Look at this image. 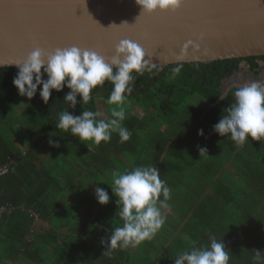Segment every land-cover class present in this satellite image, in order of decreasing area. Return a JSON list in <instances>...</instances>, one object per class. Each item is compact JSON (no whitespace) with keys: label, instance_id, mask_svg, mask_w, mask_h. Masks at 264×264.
<instances>
[{"label":"trees","instance_id":"1","mask_svg":"<svg viewBox=\"0 0 264 264\" xmlns=\"http://www.w3.org/2000/svg\"><path fill=\"white\" fill-rule=\"evenodd\" d=\"M175 66L137 76L123 121L130 140L114 133L99 146L56 124L65 110L108 120L110 83L67 109L69 89L53 90L45 104L38 87L29 101L13 86L18 69L0 68V264H174L212 236L230 251L229 264H254L253 252L264 251V142L237 147L213 126L234 102L236 88L223 96L221 86L241 71L258 76L264 56L183 64L170 79ZM137 166H156L169 187L166 223L152 240L106 255L101 240L122 226L112 174Z\"/></svg>","mask_w":264,"mask_h":264},{"label":"clouds","instance_id":"2","mask_svg":"<svg viewBox=\"0 0 264 264\" xmlns=\"http://www.w3.org/2000/svg\"><path fill=\"white\" fill-rule=\"evenodd\" d=\"M140 8V14L154 12H175L185 0H134ZM191 43V42H190ZM187 47V45L185 46ZM194 50L199 44L193 45ZM146 53L136 42L123 40L117 44L110 57L97 52L80 49L76 46L56 48L44 52L39 47L31 51L22 61H14L18 69L13 86L18 95L29 101L37 94L47 104L53 90L69 91L63 96L67 109H75L77 97L83 105L93 100L95 89L112 85L106 103L111 107L108 120L97 119L99 112L83 110L80 115L70 114L68 110L59 113L57 129L76 137L80 142L91 141L99 146L107 144L112 135L118 134L120 142L130 140L131 131L123 125L126 119L125 105L133 92L138 75L163 70V66L151 63ZM177 64L171 69L170 79L179 75L184 59L183 50L176 57ZM43 77H46L44 79ZM234 102L229 105L213 126L220 137H228L237 147L253 141L264 142V82L251 81L234 90ZM198 135H203L199 130ZM49 144L60 147L51 138ZM199 154H207L206 148H200ZM112 193L118 198L119 217L122 226L112 229L106 244V255L114 250L135 248L146 240H152L166 223L163 210L168 209L171 191L161 179L156 166H137L130 171H114L112 174ZM95 197L100 205L109 202L108 193L100 187L95 189ZM254 264H264V251L253 252ZM230 251L223 240L210 237L207 246L195 245L179 253L174 264H229Z\"/></svg>","mask_w":264,"mask_h":264},{"label":"water","instance_id":"3","mask_svg":"<svg viewBox=\"0 0 264 264\" xmlns=\"http://www.w3.org/2000/svg\"><path fill=\"white\" fill-rule=\"evenodd\" d=\"M123 40L164 68L182 50V64L264 56V0H185L175 12L152 14H140L134 0H0V68L37 47L110 57Z\"/></svg>","mask_w":264,"mask_h":264},{"label":"rangeland","instance_id":"4","mask_svg":"<svg viewBox=\"0 0 264 264\" xmlns=\"http://www.w3.org/2000/svg\"><path fill=\"white\" fill-rule=\"evenodd\" d=\"M254 80L264 82V70L261 71L258 76H255L249 71H241L240 74L235 75L226 81L224 85L221 86L220 90L224 96L231 88H238Z\"/></svg>","mask_w":264,"mask_h":264}]
</instances>
